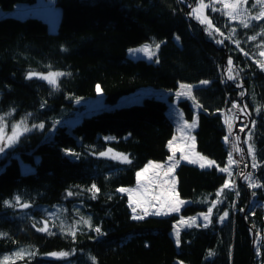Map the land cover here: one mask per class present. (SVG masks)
I'll list each match as a JSON object with an SVG mask.
<instances>
[{
    "label": "trees",
    "instance_id": "obj_1",
    "mask_svg": "<svg viewBox=\"0 0 264 264\" xmlns=\"http://www.w3.org/2000/svg\"><path fill=\"white\" fill-rule=\"evenodd\" d=\"M34 1L0 0V127L9 130L22 120L45 124L22 133L0 153L3 264H264V68L257 59L264 19L244 27L208 8L218 42L207 39L203 25L190 15L197 0H46L61 10L51 32L41 17L18 16L16 3ZM253 2L248 0V8ZM156 41L161 44L154 61L127 55L129 47ZM50 70L66 74L56 86L26 79L30 71ZM201 80L209 83L192 90L196 111L188 99L176 101L185 119L196 116V150L219 166L226 164L231 149L222 113L236 101L249 117L242 141L246 151L253 145L257 166L247 151V172L235 179L233 162L232 186L222 188L226 174L217 167L179 162L175 189L188 203L179 213L134 219L119 189L134 185L148 161L169 154L174 123L168 102L145 96L102 108L83 115L71 130L59 121L79 109L75 97L94 96L97 85L105 103L113 104L141 86L174 89ZM19 159L34 169L23 172ZM93 184L99 191H89ZM213 202L218 211L229 209L227 220L219 223L214 215L209 226L182 230L177 248L169 232L173 223ZM45 221L52 234L37 230ZM22 246L28 249L19 250Z\"/></svg>",
    "mask_w": 264,
    "mask_h": 264
},
{
    "label": "rangeland",
    "instance_id": "obj_2",
    "mask_svg": "<svg viewBox=\"0 0 264 264\" xmlns=\"http://www.w3.org/2000/svg\"><path fill=\"white\" fill-rule=\"evenodd\" d=\"M226 3L229 5L235 4L236 8L235 9L232 7L226 8L225 7ZM201 4L211 5V7L201 8L200 7ZM15 7L18 9V16L25 17V16L30 15V16L41 17L47 22L49 31L55 32L57 30V26H58L60 14H61V10L59 6L54 5V4H49L46 2V0H35L33 3H25V2L16 3ZM250 7L251 8L255 7L257 9L255 12L253 11L251 12V8H248V2L244 3V0H197L195 4L192 6L191 12H192V15L195 17V19L199 23H201V19L205 21L204 23H201V24L203 25L206 38L209 40L220 42L221 36L220 34H218V31H216V28L212 24V21H211L212 16L208 14L207 9L208 8H211L212 10L217 9L220 12H222V14L229 20V22H236V23L242 24V23L252 21L253 20L251 19L252 17L258 15L262 10H264V4L257 3V0H254L252 6ZM193 9H199V12L193 13ZM233 12L236 13L235 19H232L230 15L227 14V13H233ZM2 14H3V10L0 9V16ZM209 21H211V26L208 23ZM206 28L208 29V31L205 30ZM160 44H161L160 41H156L153 43L143 42L139 45L129 47L127 49V55L131 58H144L147 60L154 61L157 51L159 49V48H156V45H160ZM144 46L148 47L149 49L148 52H145L142 50ZM261 52H264V46H261L257 50V59H259L260 65L264 64V56L260 55ZM30 72L37 74L36 76H34L36 78H39L40 76H48L49 73H62V71L60 70H50L46 72H41V71H30ZM53 78L55 79L56 84L55 85L51 84V85L56 86L59 76H55ZM42 80L50 84L48 80L46 79H42ZM202 81H207L206 84L209 83L208 80H201L196 83L180 82L178 83L177 87L174 89H166V88L155 87L151 85L141 86L138 89H136L134 92L121 96L113 104L105 103L104 94L101 88L99 92H97V88H96V94L94 96L75 97L74 102L76 106H79V109L76 110L75 114H73L72 116L59 121V123L65 124L68 130H71V126L77 123L82 118L83 115L90 114L102 108L139 102L145 96H155L158 98H163L168 102L169 105L167 108V113L174 123V134L168 142L169 154L167 155L165 160L150 161L152 162L151 163L152 165H149V167L147 168H150L151 170L148 174L149 177H148L147 182L141 183L143 186L137 185L136 187L127 186V187L120 188V189H125V191H121V192L127 195H128V191L132 190L133 188H136V190H138V193L140 192V200H142L143 204L141 205V207L139 206L137 202L132 204V207H131L132 217L134 216L144 217L150 214L156 215L157 212H159L160 215H169L172 213H179L181 208L186 203H188L189 200L181 199L180 197H178L175 191L176 176L174 173L175 168L173 167L176 163L186 162V163L197 165L199 167H201V164H204L205 166L201 168H210L212 166H215L219 170L226 168L227 171H222V172L226 174V181H228V183L231 184V168H232L231 164L232 163L229 162V155H228L226 164L224 166H219L218 164H216V162L213 159H210L202 155L201 153H199L196 150L195 137L193 135V128L195 126L194 127L191 126L193 124L194 125L196 124V116L194 120L192 121L185 119L182 109L176 104L177 100L186 98L193 105L194 111H196L195 105L193 104L192 90L196 86L206 85L205 83H201ZM188 86H191V87H188ZM170 96H172L174 100H170ZM16 124H18V122L12 124V126ZM39 124L45 125L43 122H39L36 124L33 123L29 125L24 121V124L20 128L19 131L21 134L24 133L23 127L30 128L31 129L30 131L37 130V129L42 130L44 127L43 128H40V127L33 128L32 127L33 125H39ZM12 126L9 130H7L6 125L2 126L3 132L0 133V137H2L0 138V147H3L4 150L7 146H9L13 142V141L8 140V137L12 135ZM53 133H54V129L51 128L49 130V133L47 134V138H50L53 135ZM105 137L110 138L111 136L106 135ZM17 138L14 140V142L17 140ZM250 146L253 148L252 144H247V151L252 160L253 157L249 153ZM169 157H171V160H169ZM202 158H206V159H202ZM231 160L233 161L232 155H231ZM208 161H213L214 163H212L211 166H208ZM19 165L23 172L32 171L34 169L33 165L29 163H25L21 161L20 159H19ZM158 185H160L159 189L167 187L166 195L169 196V198H168V203L166 205H163L165 204V202H163L164 199L154 195V191L155 189H157ZM224 185L222 186V188H225ZM177 201H183V203L178 204ZM219 202H221L220 198H219ZM148 203L155 204V210L151 207H147ZM158 204H160L159 207H158ZM173 205L178 207L179 211H170L169 210L170 206H173ZM133 209H135V211H133ZM226 212L229 215V209L227 207H223L220 211H218V204H212L205 211H199L189 216H180L173 223L169 231L175 243V246L177 248L179 247L180 233L182 230L190 228V227L198 226L200 224L203 226H209L212 222V217L214 215L217 216L219 223H223L228 218V215L226 217L224 215ZM205 216H207V219H205ZM221 217H224L223 220L221 219ZM21 249L23 251H26L28 248L26 246H22V247H19V250ZM5 260H6L5 258L0 259V264H3ZM178 264H187V263L184 261L178 260Z\"/></svg>",
    "mask_w": 264,
    "mask_h": 264
},
{
    "label": "snow or ice",
    "instance_id": "obj_3",
    "mask_svg": "<svg viewBox=\"0 0 264 264\" xmlns=\"http://www.w3.org/2000/svg\"><path fill=\"white\" fill-rule=\"evenodd\" d=\"M248 2V0H244V3H247ZM257 3H260V4H264V0H257ZM200 7L201 8H204V7H211V5H204V4H201L200 5ZM225 7L227 8V7H232V8H236V5L235 4H232V5H229V4H225ZM217 9H213V11H216ZM199 12V9H193V13H198ZM192 13H190V15H191ZM228 15H230V17L232 18V19H235L236 18V13L235 12H233V13H227ZM251 19H254V20H261V19H264V10H262L258 15H256V16H254V17H252ZM205 21L203 20V19H201V23H204ZM209 23V25L211 26V21H209L208 22ZM250 26V23H244V27H249ZM206 31H208V29L206 28L205 29ZM216 31H219V29H216ZM211 34V33H210ZM258 35H264V33H260V34H258ZM249 39H255V37H249ZM235 43H237V45L239 46V42L238 41H236ZM159 46L160 45H156V48H159ZM142 50L143 51H145V52H148L149 51V49H148V47L147 46H144L143 48H142ZM245 55H247V53H245ZM260 55L261 56H264V52H261L260 53ZM229 65L231 66L232 65V60H231V58H229ZM260 67H262V68H264V64H261L260 65ZM228 71H229V73H231V71H232V69H231V67H229V69H228ZM37 74H35V73H28V75L26 76V79H31V78H33L34 76H36ZM60 75H66L65 73H49L48 74V76H40L39 78H41V79H46V80H48V82L50 83V84H53V85H55L56 84V81H55V79L53 78V77H55V76H60ZM228 79H234V77L231 75V74H229V76H228ZM201 83H207V81H202ZM188 87H191V86H188ZM100 91V86L99 85H97V92H99ZM241 95H243V93H241ZM41 107H44V105H41ZM233 107L234 108H237V107H239L238 105H236L235 103L233 104ZM259 110V109H258ZM30 115V114H29ZM2 119H4L3 117H0V120H2ZM23 124H24V121L22 120V121H20V122H18V124H16V125H13L12 126V135L11 136H9L8 137V140L9 141H14L21 133H20V128L23 126ZM191 126H195L194 124L193 125H191ZM33 128H35V127H40V128H43L44 127V125L43 124H39V125H33L32 126ZM31 129L30 128H27V127H23V131L24 132H28V131H30ZM242 131H243V129H241ZM3 132V127H0V133H2ZM0 138H2V137H0ZM237 139H239V137H237ZM225 140L227 141L228 140V137H225ZM233 148L235 149V145H233ZM4 149H3V147H0V152H2ZM66 151H68L69 152V154H72V155H77V154H75V153H71L70 152V150H66ZM249 153L252 155V157H253V167H256L257 165H256V162H255V152H254V149L250 146L249 147ZM99 155L100 156H104L105 155V153H99ZM202 159H206V158H202ZM124 160L125 161H127V157H124ZM169 160H171V157H169ZM127 162H130V161H127ZM229 162L230 163H233L234 161H232L231 160V153H229ZM212 163H214L213 161H208V166H211V164ZM205 165L204 164H201V167H204ZM221 171H227V169L226 168H223V169H220ZM251 173H249L245 178L246 179H250L251 178ZM137 176L139 177L140 176V173L138 172L137 173ZM232 185H230L229 183H228V181H226L225 182V185H224V187L225 188H227V187H231ZM250 186H252V187H261V185H256V184H253V185H250ZM93 189H95L96 191H99L98 189H96V185L95 184H93L92 185V188L91 189H89V191H91V190H93ZM119 191H125V189H119ZM239 193H237V195H238ZM68 195H72V193L71 192H69L68 193ZM93 199H95V194H93V197H92ZM16 199V201L17 202H19V200H20V198L19 197H16L15 198ZM5 203V205H9L10 204V202L9 201H5L4 202ZM177 203L179 204V203H183V201H177ZM20 207L21 208H29L30 207V205H28V204H23V203H21L20 204ZM170 211H179V208L178 207H176L175 205H173V206H170V209H169ZM133 211H135V209H133ZM209 211H211V210H209ZM241 211H243V210H241ZM145 214H147V213H145ZM157 215H159L160 213L159 212H157L156 213ZM225 217L228 215V213L226 212L225 214ZM134 219H139V218H141V217H136V216H134L133 217ZM223 218L224 217H221V219L223 220ZM205 219H207V216H205ZM84 223H89V221L88 220H85L84 221ZM38 231H40V232H48L49 234H52L51 233V231H50V229L47 227V222L45 221V227H41V228H38L37 229ZM97 233H100L101 232V230H100V228L99 227H96L95 229H94ZM2 235H6V234H4V233H0V236H2ZM73 235H75V233H73ZM17 256H22V253H17L16 254ZM61 255H66V254H64V253H62ZM5 259H7V258H5ZM93 259V261H95V258L93 257L92 258Z\"/></svg>",
    "mask_w": 264,
    "mask_h": 264
},
{
    "label": "built area",
    "instance_id": "obj_4",
    "mask_svg": "<svg viewBox=\"0 0 264 264\" xmlns=\"http://www.w3.org/2000/svg\"><path fill=\"white\" fill-rule=\"evenodd\" d=\"M234 103L238 105L236 101H233L231 104L225 106L222 119L226 126L229 139L228 144L235 164L234 178L237 179L246 173L249 167L246 146L242 141V132L249 121V117L239 105V107L234 108ZM241 129H243V131ZM237 137H239V139H237ZM233 145H235V149Z\"/></svg>",
    "mask_w": 264,
    "mask_h": 264
},
{
    "label": "crops",
    "instance_id": "obj_5",
    "mask_svg": "<svg viewBox=\"0 0 264 264\" xmlns=\"http://www.w3.org/2000/svg\"><path fill=\"white\" fill-rule=\"evenodd\" d=\"M151 163L152 162L148 161L146 163V165L142 169H140L138 171L140 173L139 177L137 176L138 172L136 173L135 184L132 185V187H136L137 185L143 186L141 183L147 182L148 177H149L148 174H149V172L151 170L150 168H147V167H149V165H152ZM178 164L179 163H176L173 168H176ZM231 170H232V168H231ZM159 188H160V185H158L157 189H155L154 195L164 199L163 202H165V204H163V205H166L168 203V198H169V196L166 195L167 187L162 188V189H159ZM175 191H176V189H175ZM127 197H128V200H129V203H130L131 207H132V204H134L136 202L139 204L140 207L143 204L142 200H140V192L138 193V190H136V188H133L132 190L128 191ZM212 204H216V203L213 202ZM159 206H160V204H158V207ZM147 207H151V208H153L155 210V204H153V203H148Z\"/></svg>",
    "mask_w": 264,
    "mask_h": 264
}]
</instances>
